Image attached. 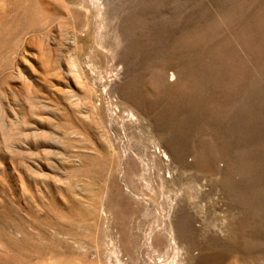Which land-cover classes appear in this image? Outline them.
Wrapping results in <instances>:
<instances>
[{
  "label": "rangeland",
  "instance_id": "obj_1",
  "mask_svg": "<svg viewBox=\"0 0 264 264\" xmlns=\"http://www.w3.org/2000/svg\"><path fill=\"white\" fill-rule=\"evenodd\" d=\"M0 264H264V0H0Z\"/></svg>",
  "mask_w": 264,
  "mask_h": 264
}]
</instances>
